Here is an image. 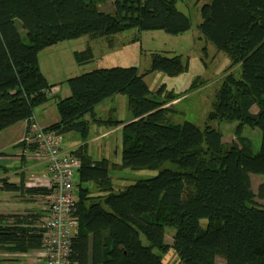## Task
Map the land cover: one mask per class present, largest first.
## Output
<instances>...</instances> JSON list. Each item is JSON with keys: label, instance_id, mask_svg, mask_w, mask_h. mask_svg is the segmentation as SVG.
<instances>
[{"label": "trees", "instance_id": "trees-1", "mask_svg": "<svg viewBox=\"0 0 264 264\" xmlns=\"http://www.w3.org/2000/svg\"><path fill=\"white\" fill-rule=\"evenodd\" d=\"M101 1L0 0V132L27 121V137L36 108L51 100L56 85L48 82L38 57L44 48L81 36L107 37L112 47V37L130 29L182 34L191 28V18L177 0H115L111 12L101 8ZM201 18L203 38L232 60L208 115L209 121H238L231 141H224L212 125L173 121L175 106L168 102L196 90L197 80L183 93L162 86L164 97L151 95L144 75L160 71L173 77L188 71L189 60L182 54L155 52L144 73L135 66L93 69L70 77V94L58 95L59 120L46 130L87 140L93 123L122 124L118 165L158 170L115 191L110 160L93 158L86 148L74 150L80 182H92L97 190L80 185L77 191L79 231L72 239L70 264H165L159 252L170 248L182 264H216L218 256L226 264H264V181L253 187V176H264V0H211L202 6ZM74 57L86 64L94 53L89 47ZM235 66L241 68L240 78L230 71ZM118 94L127 96L130 118L99 117L97 107ZM255 105L258 111L252 112ZM246 127L261 132L258 150L244 134ZM17 146L34 148L26 139ZM166 163L171 166L162 168ZM185 172L194 175L195 183L187 200L182 199ZM2 188L30 197L49 193L45 187L6 179ZM44 215L0 214V248L40 251ZM167 225L176 228L171 244L165 241ZM15 261L0 259V264Z\"/></svg>", "mask_w": 264, "mask_h": 264}, {"label": "rangeland", "instance_id": "rangeland-1", "mask_svg": "<svg viewBox=\"0 0 264 264\" xmlns=\"http://www.w3.org/2000/svg\"><path fill=\"white\" fill-rule=\"evenodd\" d=\"M114 1H101L100 6L103 10L111 12ZM210 1L177 0L178 8L187 13L191 18V28L182 34H170L159 29L141 32L137 29H130L113 36L112 47L108 46L109 39L107 37L93 39L89 36H81L79 38L64 40L44 48L38 56L41 71L45 76H48L50 81L55 82L53 84L57 87V96H54L55 94L52 95L49 104H47L49 109L53 105V110L55 111V114L50 111L49 120H52L55 115L59 117L55 103L59 96L62 97L70 94V89L66 81L70 77L82 74V69L85 67L93 70L115 66H135L141 73H144L151 67L153 53L167 52L169 56L182 54L184 61L186 59L189 60V69L173 77L160 71L145 74L144 80L152 92L151 95L155 98L164 97L166 92L161 95L160 89L162 86H165L166 91H173L175 94L183 93L197 80V89L189 92L186 98H183L180 102L178 101L179 103L175 105L173 121L175 123L189 121L202 128L206 124H209L222 132L224 141L229 142L234 139V131L238 124L237 120H208V115L213 110V103L216 100V93L222 84L226 70L232 64L230 56L222 51H218L213 44L207 43L199 31L198 25L202 20L201 8L205 3H209ZM17 24L23 31L19 20ZM89 47L92 48L94 53L93 60L86 64H78L74 57V52H82ZM230 71H233L238 78L242 75L241 68L238 66L233 67ZM42 106L37 107L36 111L41 109ZM257 111L258 107L255 105L252 108V112ZM97 113L103 119L128 120L130 118V110L127 96L122 94L114 96L112 99L107 100L105 104L98 107ZM113 126L96 123L91 124L89 137L86 141H83L78 134L69 133L64 137L62 143L63 149L70 148V145L85 142L87 144V152L93 157L102 158L107 156L110 160L109 172L115 191L125 189L138 179L155 176L158 170L123 168L118 165L121 162L123 148L122 128L109 131L97 141L92 140L94 136L112 129ZM6 133L0 134V146L7 143L14 135V133ZM244 134L253 138L254 147L258 150L261 145V132L258 129L246 127ZM102 151H105L106 155ZM4 152L5 154L0 155V177L3 176L4 168H6L9 171L8 180L12 183L17 182L19 180V174L17 176L14 171L16 167L23 164V161L15 156L17 150L14 146ZM169 166L171 164L166 163L162 168ZM257 175L253 176L254 188H257L264 181L263 175ZM74 183L77 191L80 185L82 187L92 185V182H80L77 172L74 175ZM194 192V175L191 172H185L183 176L182 199L187 200ZM13 194L11 191L7 192L0 188V207L9 206L11 201H13ZM201 223L204 227L207 225L206 220H202ZM165 229V241L171 244L176 228L167 225ZM143 241L144 244H148L144 237ZM4 252L3 249H0V254ZM159 253L165 264H182L177 252L173 248H170L166 253ZM216 259V264H226L224 258L218 256Z\"/></svg>", "mask_w": 264, "mask_h": 264}, {"label": "built area", "instance_id": "built-area-1", "mask_svg": "<svg viewBox=\"0 0 264 264\" xmlns=\"http://www.w3.org/2000/svg\"><path fill=\"white\" fill-rule=\"evenodd\" d=\"M35 126L24 138L34 148L23 152L45 165V171L33 178L49 190L45 196V233L39 259L42 264H70L72 239L79 231V219L74 214L77 201L74 175L80 162L74 151L63 149L61 135Z\"/></svg>", "mask_w": 264, "mask_h": 264}, {"label": "crops", "instance_id": "crops-1", "mask_svg": "<svg viewBox=\"0 0 264 264\" xmlns=\"http://www.w3.org/2000/svg\"><path fill=\"white\" fill-rule=\"evenodd\" d=\"M108 46H110V45H108ZM88 71H90V70L87 69L86 67L84 69H82V73H85ZM46 78L50 84L55 83V82L50 81L48 79V76H46ZM56 90H57V87L54 86L53 88H51L50 93H52V95L55 94L54 96H57ZM67 95L68 94H66L65 96H62V97H66ZM115 96H117V95H115ZM113 97L114 96L106 99L98 107H100L102 104H105V102H107V100L112 99ZM184 98H186V96ZM182 99H183V97L171 100L170 102H168L167 105L175 106ZM49 102H47L46 105L44 104L41 107V109H39L38 111L35 110V113H34V121H35V125H36L35 127L38 126L41 128H47L48 126H50L51 124H53L54 122L59 120L58 115H55L54 118H52V120H49V115L51 113L55 114L54 113L55 111L53 110V105H51L50 109L47 106V104H49ZM55 103H56V101H55ZM50 111H51V113H50ZM116 128H122V124L118 125V126H113L112 129L105 131L99 135L94 136L92 138V140L97 141L99 138L106 135L109 131H112ZM4 132H5V134H7L6 132L11 133V134L14 133V135L11 137V139L7 143L0 146V151H2V152H0V155L5 154V152H4L5 150H9L12 146H14V148H16V150H17V153L15 154V156L17 158H19L21 161H23V164H21L19 167L15 168L14 172L17 176L19 174V180H17V182H14V183L20 184L23 182L26 186L42 187L40 185V183H37L35 181V179L33 178V175L42 174L45 171V165L42 163V161L40 159H37L36 157L34 158L33 156H30V155H26L25 157H23L22 148L17 146L18 143L26 137V133L28 132L27 131V121H20L16 124L6 128V129L2 130L0 132V134H4ZM65 136H63V140H64ZM83 141H86V140H83ZM81 147L87 149V144L84 142L81 144L70 145V148H66L67 150L66 149L65 150L66 151H69V150L74 151V150L81 148ZM102 153L105 154L106 152L102 151ZM104 157L108 158L107 156H104ZM93 158H95V157H93ZM3 179H6L7 181L10 182V180H8L9 179V171L6 168H4L3 176L0 177V188L1 189H3L2 188V180ZM34 183H36V185ZM90 187L94 190L96 189V187L94 185H90ZM11 192H13V191H11ZM13 193H14L12 195L13 201H11V204L9 206L0 207V214H16V213H28V212H33V213H41L42 212V213H44L45 212V206H46L45 197H42V196L30 197L28 195H23V194L18 193V192H13ZM76 196H78L77 191H76ZM0 249H2V248H0ZM0 259H15L16 260L15 264H25V263L26 264H42V260L39 259V251L38 252L37 251H35V252H8V251H5L3 254H0Z\"/></svg>", "mask_w": 264, "mask_h": 264}]
</instances>
